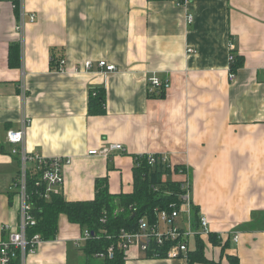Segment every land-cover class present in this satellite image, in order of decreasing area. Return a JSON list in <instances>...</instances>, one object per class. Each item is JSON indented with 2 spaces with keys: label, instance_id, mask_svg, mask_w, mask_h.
Segmentation results:
<instances>
[{
  "label": "crops",
  "instance_id": "0c3cea01",
  "mask_svg": "<svg viewBox=\"0 0 264 264\" xmlns=\"http://www.w3.org/2000/svg\"><path fill=\"white\" fill-rule=\"evenodd\" d=\"M183 1L24 0L21 31L17 0H0V241L20 230V159L7 134L25 119L29 152L72 158L67 200L93 199L103 178L111 193L132 192L134 156L166 153L186 169L195 206L222 238L202 237L208 258L264 264V0ZM231 48L242 58L233 80ZM87 60L117 70H84ZM151 75L170 83L164 97L149 96ZM100 88L106 111L94 115L90 97ZM111 143L124 150L88 153ZM83 233L61 214L56 237L25 264H101ZM125 254V264H189L136 247Z\"/></svg>",
  "mask_w": 264,
  "mask_h": 264
},
{
  "label": "built area",
  "instance_id": "2783aa9c",
  "mask_svg": "<svg viewBox=\"0 0 264 264\" xmlns=\"http://www.w3.org/2000/svg\"><path fill=\"white\" fill-rule=\"evenodd\" d=\"M184 0L180 3H186ZM19 5L18 29L23 31L26 24V11L23 7L24 0H17ZM188 21L193 22L192 14L187 15ZM30 22L35 21V16L31 15ZM189 52H194L189 49ZM236 55L234 49L231 48L229 54L230 67L235 61ZM58 63L61 70H64V61L60 59ZM84 70H92L94 68L103 70L104 72H113L117 70L114 64L108 63L106 60H100L94 67L92 60L84 62ZM78 71L77 68H74ZM81 71V70H80ZM229 77L231 80L235 78V71L230 68ZM170 87V83L161 79L157 75H151L148 78V94H159L165 92ZM96 94V91L93 92ZM27 120H22V127L18 130H9L7 134L8 142L16 145L12 152L18 155L20 159V170L15 180V188L19 196V209L21 215L20 230L13 231L5 241H0V264H11L15 258H21L22 264L26 263L28 255L35 254L40 245L45 241L40 233L33 235L28 234V229L37 225L38 219L34 214L35 205L32 201V194L29 190V177L36 176L35 185L44 187L40 196L49 199L53 194H63L65 183L64 172L66 166L72 162V158L68 156H42L29 152L25 145L27 136ZM124 150L122 144L111 143L101 148H93L88 151L90 155L109 156L113 151ZM134 166L140 167L145 161L151 167L165 165L169 169L162 176L163 181L171 179L174 182L181 183V193L178 195V201L169 204L166 207H156L153 210V220L149 219V215H142L138 219V228L130 230L121 228L115 235L116 244H111L106 251L96 253V257L104 259L106 257H114L115 249H121L125 253L130 248L136 247L143 254L150 258H177L185 256L188 258L190 247L198 236L200 238L209 236L211 228L209 219L206 215L200 214L198 211V220L195 219V202L192 198V184L184 167L174 163L170 156L166 153H148L137 154L134 156ZM184 176L183 179H177L176 176ZM36 187V186H35ZM158 187H154L156 191ZM173 194L172 192L169 193ZM136 214V208L130 207ZM123 210V209H121ZM107 217H102L101 222L105 223ZM112 235H107L111 238ZM92 237L89 229H85L81 237L87 241ZM219 237H221L219 235ZM234 240H238V235H234Z\"/></svg>",
  "mask_w": 264,
  "mask_h": 264
},
{
  "label": "trees",
  "instance_id": "16d2710c",
  "mask_svg": "<svg viewBox=\"0 0 264 264\" xmlns=\"http://www.w3.org/2000/svg\"><path fill=\"white\" fill-rule=\"evenodd\" d=\"M55 58L53 56L52 63ZM242 58L236 56L231 64L235 71L241 66ZM58 66V64H57ZM105 91L103 88L97 89L96 94H91L89 102V113L103 114L105 110ZM151 97H164V92L149 95ZM134 186L132 192L119 194L111 193L108 187V179H98L96 182V195L91 200L71 201L64 197V194L52 195L49 199L40 196L44 187L35 185L36 176L29 177V190L32 194V201L35 205L34 214L38 222L37 225L28 229V234L40 233L43 239H53L57 235L58 220L61 214H66L69 221L79 223L84 230L89 229L92 237L86 241L85 250L88 255H95L104 252L111 244H116L114 235L121 229L130 230L138 228V219L142 215L148 214L153 220V210L156 207H166L178 201L181 193V183L171 179L162 180L169 169L165 165L151 167L145 161L140 167L134 166ZM36 186V187H35ZM154 187H158L155 191ZM172 192L173 194L169 193ZM136 208V214L130 207ZM123 209V210H121ZM198 208H195V219L198 220ZM107 217L105 223L101 222L102 217ZM107 235H112L108 238ZM195 248L188 253V263L222 264L220 261L209 259L205 253L206 243L200 238H195ZM208 240L213 245H219L222 238L212 232ZM194 245V241L192 246ZM225 250L229 246V241L222 243ZM229 264H240L237 256L227 255ZM126 254L123 250L116 248L114 257L102 259L101 264H125Z\"/></svg>",
  "mask_w": 264,
  "mask_h": 264
},
{
  "label": "rangeland",
  "instance_id": "374dc122",
  "mask_svg": "<svg viewBox=\"0 0 264 264\" xmlns=\"http://www.w3.org/2000/svg\"><path fill=\"white\" fill-rule=\"evenodd\" d=\"M182 179V178H181ZM194 217H195V213H194Z\"/></svg>",
  "mask_w": 264,
  "mask_h": 264
}]
</instances>
